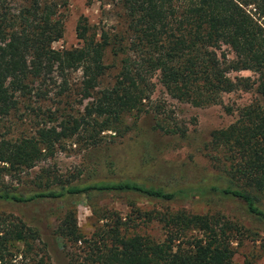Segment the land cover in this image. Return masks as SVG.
<instances>
[{
	"label": "trees",
	"instance_id": "obj_1",
	"mask_svg": "<svg viewBox=\"0 0 264 264\" xmlns=\"http://www.w3.org/2000/svg\"><path fill=\"white\" fill-rule=\"evenodd\" d=\"M65 3L0 0V123L28 98L39 111L51 90L60 99L47 117L61 118L58 125L41 123L33 134L15 138L7 136L3 123L0 173L33 168L44 152L52 153L54 145L74 135L96 146L102 133L116 131L130 113L151 115L154 130L183 138L185 131L170 125L161 107L151 102L153 77L170 99L194 107L220 104L221 94L239 89H254L260 99L237 109L232 124L210 134L204 157L220 174L212 183L161 188L127 179H51L29 193L0 186V202L65 206L51 235L63 244L67 264H236L232 243L239 242V230L218 214L135 209L140 226L158 225L163 238L140 233L139 225L120 217L86 238L78 230L75 206L105 194L164 203L205 200L208 206L220 202L239 208L264 225V207L255 196L264 194V0H118L121 31H91L80 19L79 45L54 50L51 44L62 35L57 13ZM106 53L113 61L109 65ZM111 68L115 73L109 76ZM77 71L81 80L70 84L69 74ZM242 71L256 74L257 80L229 77ZM70 92L82 106L77 117L57 107L63 98L72 100ZM38 237L37 228L0 215V264H51L46 246L36 245ZM67 244L71 251H64ZM241 264L252 263L244 259Z\"/></svg>",
	"mask_w": 264,
	"mask_h": 264
},
{
	"label": "rangeland",
	"instance_id": "obj_2",
	"mask_svg": "<svg viewBox=\"0 0 264 264\" xmlns=\"http://www.w3.org/2000/svg\"><path fill=\"white\" fill-rule=\"evenodd\" d=\"M117 1L66 0L57 13L62 35L51 47L54 50L77 47L80 42L76 39V25L80 19L86 21L91 31H121L123 19ZM112 62L106 53L105 64ZM114 73L115 69L111 68L109 76ZM80 74L79 71L70 73V84L78 83L81 80ZM234 76L249 78L250 82L257 80V75L249 71L229 74L231 78ZM152 82V104L161 107L159 109L165 112L170 125L185 131L183 138L154 130L151 115L138 116L130 113L122 117L116 131L102 133L96 146L88 144L82 134L74 135L54 145L52 153L44 152L33 168L22 170L19 174L16 171L0 173V186L8 189L12 186L16 187L17 192L29 193L38 190L51 179L73 183L127 179L161 188L186 187L216 181L220 174L211 168L204 157L203 148L210 143V134L213 131L225 129L232 124L237 118V109L254 105L260 99L259 95L254 89H239L221 94L220 104L194 107L170 99L159 86L156 77L152 78ZM69 94L72 100L68 102L63 98L57 107L65 106V114L77 117L82 112V106L77 104L79 97L72 92ZM47 98L49 101L39 104V111L36 110L38 104L33 102V98L20 101L18 110L8 120L3 121L10 131L7 136L15 138L31 135L41 123H45L47 127L58 125L60 116L55 114L57 119L52 120L48 119L47 113L55 110L56 99L60 98L54 96V90L47 94ZM64 101L68 104L65 105ZM225 108L233 110L232 113L227 114ZM3 123H0V127ZM2 132L3 128H0V133ZM255 196L264 207V194ZM135 209L140 212L184 210L191 214H218L224 220L237 225L239 230V235L236 234L235 238L239 242L232 243L233 261L241 264L244 259H248L252 264H264V225L252 221L241 209L226 203L217 202L214 206H208L205 200L190 199L164 203L137 195L105 194L88 203L76 204V224L79 232L88 238L98 229L106 228L116 217H120L122 221L129 219L131 224L139 225L137 228L140 233L155 239L163 238V232L158 225L151 223L140 226ZM65 211V206L51 202L27 205L0 202V215L38 229L36 245L41 249L43 244L46 246L44 252L51 264H67L62 252L63 244L51 235ZM102 211L105 212L104 217ZM71 250L67 244L64 251Z\"/></svg>",
	"mask_w": 264,
	"mask_h": 264
}]
</instances>
